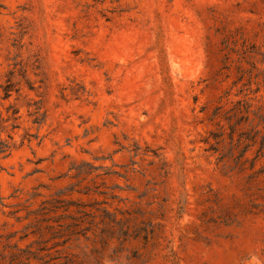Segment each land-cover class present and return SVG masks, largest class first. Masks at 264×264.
Instances as JSON below:
<instances>
[{
	"label": "rangeland",
	"instance_id": "1",
	"mask_svg": "<svg viewBox=\"0 0 264 264\" xmlns=\"http://www.w3.org/2000/svg\"><path fill=\"white\" fill-rule=\"evenodd\" d=\"M0 264H264V0H0Z\"/></svg>",
	"mask_w": 264,
	"mask_h": 264
}]
</instances>
